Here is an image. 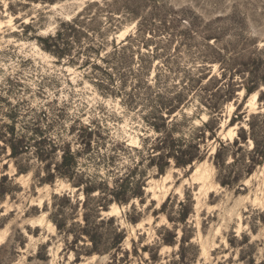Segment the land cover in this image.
I'll return each mask as SVG.
<instances>
[{
  "label": "rangeland",
  "instance_id": "obj_1",
  "mask_svg": "<svg viewBox=\"0 0 264 264\" xmlns=\"http://www.w3.org/2000/svg\"><path fill=\"white\" fill-rule=\"evenodd\" d=\"M253 137L264 0H0V264H264Z\"/></svg>",
  "mask_w": 264,
  "mask_h": 264
},
{
  "label": "trees",
  "instance_id": "obj_2",
  "mask_svg": "<svg viewBox=\"0 0 264 264\" xmlns=\"http://www.w3.org/2000/svg\"><path fill=\"white\" fill-rule=\"evenodd\" d=\"M68 25H71V24H68ZM62 35H63V31H58L57 36L50 35L46 38L40 37L39 40H40V42L43 45L45 50L52 52L53 54H56L58 56H62L64 54V49L62 48V46L59 42L60 38L61 39L63 38ZM122 50H124L123 47H121V46L119 47L118 45H115L113 54L119 55ZM203 126L207 127L208 122L203 123ZM253 136H254V134H253ZM253 140L255 142V147L253 149V154L255 155L254 160H256V161L262 160L264 158V138H263V141L261 143L258 142V139H256V137H253ZM9 142H10V146L12 149V155H14L17 153L18 146H20V145H18L17 143H15L12 140ZM236 142H238V141L236 140ZM222 147L223 148L225 147V145L223 143H222ZM219 153H220V150L216 154L217 157L219 156ZM169 154H173L177 164L192 163L191 157H187V156H189L188 153H186V152L184 153V151L176 149V147H172V151L169 152ZM70 170L71 169H68V173L70 172Z\"/></svg>",
  "mask_w": 264,
  "mask_h": 264
},
{
  "label": "bare ground",
  "instance_id": "obj_3",
  "mask_svg": "<svg viewBox=\"0 0 264 264\" xmlns=\"http://www.w3.org/2000/svg\"><path fill=\"white\" fill-rule=\"evenodd\" d=\"M257 96V93L255 94V97Z\"/></svg>",
  "mask_w": 264,
  "mask_h": 264
}]
</instances>
